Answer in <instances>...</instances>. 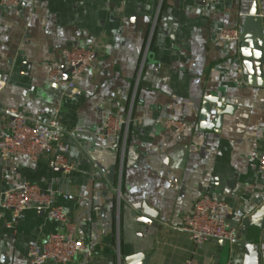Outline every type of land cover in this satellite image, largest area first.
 Instances as JSON below:
<instances>
[{
	"label": "crops",
	"instance_id": "0c3cea01",
	"mask_svg": "<svg viewBox=\"0 0 264 264\" xmlns=\"http://www.w3.org/2000/svg\"><path fill=\"white\" fill-rule=\"evenodd\" d=\"M15 1L0 0V111H44L45 121L57 115L64 130L83 131L65 137L73 171L51 168V155L0 159V191L36 184L58 192L55 204L69 220L85 219L79 234L91 256L72 264H214L218 255L223 264H242V246L230 253L197 245L176 228L204 195L229 204L235 228L264 204V86L249 83L241 41L220 39L223 30L242 34L255 5L264 21V0ZM75 46L96 50L79 95L55 86L47 72ZM207 97L232 108L220 130L199 128ZM110 117L121 127L105 139ZM166 119L190 129L175 133ZM9 123L0 114V137ZM144 206L159 215L156 227L139 222ZM62 230L48 212L17 218L0 208V264H28L30 244ZM260 245L264 258V230Z\"/></svg>",
	"mask_w": 264,
	"mask_h": 264
},
{
	"label": "built area",
	"instance_id": "2783aa9c",
	"mask_svg": "<svg viewBox=\"0 0 264 264\" xmlns=\"http://www.w3.org/2000/svg\"><path fill=\"white\" fill-rule=\"evenodd\" d=\"M3 4L17 5L18 1L4 0ZM220 39L225 43L233 41L239 43L241 30H223ZM62 54L64 58L62 64L48 66L49 80L55 86L71 92L72 95H79L78 82L93 63L96 50L93 46H75L63 49ZM65 73H67V77H65ZM2 89L3 78L0 74V93ZM44 113L42 111L38 116H30L10 108L0 111V114L10 119L8 133L0 137V159L2 161L28 159L36 162L45 155H51L50 167L69 173L75 169V165L68 158L70 147L65 141V137H72L73 134L83 130L77 128L71 132L66 131L57 115L45 121ZM215 116L216 111H212L208 122H212ZM162 125L178 134L185 133L190 129V124L184 120L166 119ZM120 127L121 123L117 119L108 118L104 123L103 138H115ZM260 169L264 172V147L260 159ZM117 193L120 197V187ZM56 194L58 192L43 190L32 183H23L20 186L0 191V208L2 210L11 212L17 218L29 210L48 212L51 220L57 221L63 226L62 231L49 235L43 242L36 241L30 244L28 264H45L47 262L72 264L81 254L91 256L89 248L79 234L80 221H85V219L69 220L66 211L55 204ZM84 206L90 209L92 205L90 202H84ZM229 211L230 206L226 201L204 195L196 201L192 212L184 216L182 225L176 229L187 234L190 240L197 245L207 244L211 240H223L233 244L236 240L237 229L228 221Z\"/></svg>",
	"mask_w": 264,
	"mask_h": 264
},
{
	"label": "water",
	"instance_id": "95a60500",
	"mask_svg": "<svg viewBox=\"0 0 264 264\" xmlns=\"http://www.w3.org/2000/svg\"><path fill=\"white\" fill-rule=\"evenodd\" d=\"M205 3V1H202ZM264 21L260 15L257 5L246 17L241 34V56L243 65L249 75L251 85L264 86ZM67 77V73H65ZM67 79V78H66ZM216 105V116L212 122H208L213 111L212 105ZM232 112V108L226 106L222 100L207 97L202 105L199 128L202 132L220 130L226 114ZM59 170V169H57ZM107 177L113 181L114 172L110 170ZM139 216V222L148 226L156 227L159 215L148 206L143 207ZM237 235L234 245H240L244 249L242 264H264L261 251L260 239L264 230V204L255 210L251 215L242 219L237 226ZM216 248L232 252V245L223 240L210 241ZM223 256L218 255L214 264H223ZM136 258H126V264H135Z\"/></svg>",
	"mask_w": 264,
	"mask_h": 264
},
{
	"label": "rangeland",
	"instance_id": "374dc122",
	"mask_svg": "<svg viewBox=\"0 0 264 264\" xmlns=\"http://www.w3.org/2000/svg\"><path fill=\"white\" fill-rule=\"evenodd\" d=\"M228 255H229V253H228ZM224 261H226V260H224ZM224 261H223V262H224Z\"/></svg>",
	"mask_w": 264,
	"mask_h": 264
}]
</instances>
